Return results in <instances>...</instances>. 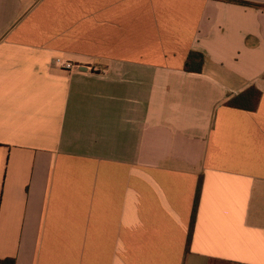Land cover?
Segmentation results:
<instances>
[{
	"label": "crops",
	"instance_id": "0c3cea01",
	"mask_svg": "<svg viewBox=\"0 0 264 264\" xmlns=\"http://www.w3.org/2000/svg\"><path fill=\"white\" fill-rule=\"evenodd\" d=\"M240 1L0 0V264H264V0Z\"/></svg>",
	"mask_w": 264,
	"mask_h": 264
},
{
	"label": "trees",
	"instance_id": "16d2710c",
	"mask_svg": "<svg viewBox=\"0 0 264 264\" xmlns=\"http://www.w3.org/2000/svg\"><path fill=\"white\" fill-rule=\"evenodd\" d=\"M236 2L242 3V4H246V2L240 1V0H234ZM203 56L199 53H192L187 60L186 63V70L188 71H201L202 70V66H203ZM260 97H261V92L255 88V87H250L249 89H247L245 92L241 93L240 95H238L237 97H235L230 103V106L236 107V108H240V109H244V110H249V111H254L257 109L259 101H260ZM199 199V194L197 195V202ZM197 206V204H196ZM194 218H195V213L193 215L192 218V225L194 222ZM6 264H15V262L13 260H4L3 261Z\"/></svg>",
	"mask_w": 264,
	"mask_h": 264
},
{
	"label": "built area",
	"instance_id": "2783aa9c",
	"mask_svg": "<svg viewBox=\"0 0 264 264\" xmlns=\"http://www.w3.org/2000/svg\"><path fill=\"white\" fill-rule=\"evenodd\" d=\"M54 63L60 69L68 72H74L79 69V66L76 65L75 63L61 58H57Z\"/></svg>",
	"mask_w": 264,
	"mask_h": 264
},
{
	"label": "water",
	"instance_id": "95a60500",
	"mask_svg": "<svg viewBox=\"0 0 264 264\" xmlns=\"http://www.w3.org/2000/svg\"><path fill=\"white\" fill-rule=\"evenodd\" d=\"M83 69H86V68H83Z\"/></svg>",
	"mask_w": 264,
	"mask_h": 264
}]
</instances>
